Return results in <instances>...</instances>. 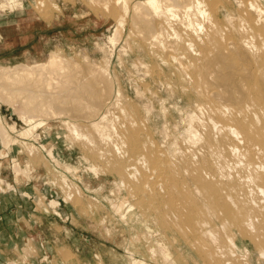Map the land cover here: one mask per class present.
<instances>
[{
    "label": "rangeland",
    "instance_id": "rangeland-1",
    "mask_svg": "<svg viewBox=\"0 0 264 264\" xmlns=\"http://www.w3.org/2000/svg\"><path fill=\"white\" fill-rule=\"evenodd\" d=\"M201 1L210 14L206 19L196 16L205 19L210 36L223 45L248 39L257 44L261 62L258 56L249 66L252 81L248 84L252 93L257 92L264 64V22L258 3L264 6V0ZM183 10L174 7L179 19ZM4 15L13 28V41L24 46L14 50L12 57L0 54V67L35 66L50 54L77 63L79 70L90 72L96 67L95 77L105 75L104 85L100 84L106 88L104 102L112 101L99 110L112 123L110 138H100L85 129L86 110L70 102V122L81 126L80 135L53 114L33 130L20 116V105L0 92V264H131L134 256L146 264H264V202L244 178L250 170L248 159L264 162V156L248 153L246 160L233 153L228 142L239 144L245 152L244 140L232 131L212 129L210 120L232 118L215 113V102L208 98L201 99L204 109H199L195 92L199 74L185 70L189 57H197L195 50L186 51V42L195 35L181 22L187 16L183 14L180 21L178 15L168 18L169 24L176 20L172 24L182 40L177 50L158 40L152 43L150 34L134 25L132 11L124 15L117 0H0V17ZM122 16L126 22L120 25ZM169 29L160 39L177 41ZM257 110L262 116L263 110L254 102L245 112L254 115ZM23 128L32 133L20 136ZM3 134H8L10 143ZM263 144L264 139V150ZM239 158L244 163H237ZM128 160L136 167L125 176ZM258 182L264 183V177ZM244 191L250 195L245 193L247 203ZM128 204H133V211H128ZM10 208L17 212L10 215ZM251 210L258 214L256 231L244 224ZM75 237L82 240L78 252L56 246L73 245ZM84 238L91 243H84ZM229 240L236 241L240 250L231 252ZM161 246L174 262L164 263Z\"/></svg>",
    "mask_w": 264,
    "mask_h": 264
},
{
    "label": "bare ground",
    "instance_id": "bare-ground-1",
    "mask_svg": "<svg viewBox=\"0 0 264 264\" xmlns=\"http://www.w3.org/2000/svg\"><path fill=\"white\" fill-rule=\"evenodd\" d=\"M117 1H119L122 4L124 15L127 14V12L129 13V9L132 11L133 15L131 18L133 19V16H134V20L132 21L134 22V25L137 24L136 26H139L137 28L141 32H145L143 34H146V33H147L146 35L150 34L149 36H151L152 41L155 40V43H156V40H158L160 41L159 43H164L166 47L167 46L172 47L177 50H178V46L180 44L179 42L181 39L178 40L179 39L178 29L176 28L174 24H172V23L176 24L175 22L176 20L175 18H173L175 21L172 23L170 22L169 24L167 23L169 21L168 18L170 16L172 18L173 16L176 17L178 15L177 16L178 18L177 17L176 18L180 21L181 19L184 18V16H187V19H183L181 20V22L186 24L187 27H191L193 29L192 33L194 32L193 34H195L197 38L194 37L195 35H192V37L195 38L193 41V39H191L192 37L189 39L184 37L185 39H188V42H186L188 47H187V50L186 48L185 50L187 52H188V49L195 50L194 56H196L195 53H197V57H193V58L189 57L191 59H189L190 61L188 60L189 63L185 65L186 69L185 68L184 69L185 70H187L188 68L193 69L194 71H197V73L199 74V77L195 83L196 84L195 92L197 96L199 97V102H198L199 109L200 110L204 109V106L202 104L203 102H201V99L208 98L209 100L211 101L213 100L215 102V106H214L215 113H217L220 116L226 114L232 118V121H228V119H226L225 117H223L221 120H217L214 117H211L210 120L212 122V125H211L212 129L216 128L218 132L220 133H224V131L226 132L232 131L233 135L235 134L238 136V140L240 141L244 140V142L247 145L245 152H241V148L239 144L232 143L231 141L228 142L227 146L232 150L233 153H238V152L239 154L241 153L242 155L241 158H244V159H246V156L248 155V153L254 156L257 155L258 157L264 156V150L262 147V141L264 139V64L262 65V69H261V73L259 75V81H258L260 85V89H258L257 92L254 91L252 93L249 90V85H248L252 81V73L250 74L249 66L251 65L252 61H254V59L259 56V53L257 51L258 49L257 44H255L254 42H251L248 39L246 42H236L230 45L228 44L223 45L222 41L220 39H216L217 37L215 35L212 34L210 36V34L207 33L208 30L205 29V23H204L206 19V15H209L210 13L206 11V8L203 6V3L201 0H191L187 3H182V4H181L182 1L185 2L187 0H139L138 2H135V3H132L131 0L130 1L129 0H117ZM178 5L184 8L183 10L184 16L182 14L183 18L182 16H180L181 19H179V11H174V7ZM258 10L260 11L261 17L263 18V22H264V6L260 3H258ZM191 12L193 13L194 16L197 15L198 17L200 16L205 17V19L203 18V20L201 21L200 20L201 18H198L196 16L198 19L196 18V20L195 19L193 20L191 17L192 16ZM161 16H164V18H166V20L164 19L163 23L161 21L158 22ZM123 17L124 16H122L119 20L120 25L123 23V21H125ZM157 17H158V21L157 20L155 21ZM173 19L171 20L173 21ZM164 23L165 25H163ZM120 27H123V26H120ZM166 28H170L169 30L173 32L175 39H177V41H170L171 39L172 40H175V39H173L174 37L173 38L171 37V34L169 32H168L170 34L169 36L171 37V39L169 40L170 41L169 43L160 39L162 34H164V32L166 31ZM209 28L213 30L215 28V24L212 23L209 26ZM204 30H206V32H204ZM197 40H199L200 44H198L199 42ZM152 43H154V41ZM177 50H174L173 52ZM176 55H179V54L176 53ZM180 56H182L183 58L184 55L182 54ZM261 57L262 55L259 56V59H258L259 62H261L260 61ZM183 59H180V62L181 60L183 61ZM188 61H186V63ZM70 62H68L65 58L59 56L58 54H52V55L50 54V56L47 58L46 61H41V63L35 64V66L31 65L27 67L24 65L22 66L16 65L15 68L14 67L10 68L9 66V68L7 69V67H4L6 68L4 70L2 69V67H0L2 69V70L0 69L1 71L0 72V92L4 95L3 97H5L8 101L13 103L15 106H17L18 104L20 105L19 107V111H20L19 114H21L20 116L23 118L26 125L32 128L33 130L46 124L47 115L53 114L52 116L59 115L61 119H64L66 121L65 122L66 124L68 122L69 123L68 125L69 126L71 125L74 131L78 135H80L81 126L77 124L76 122H73V123L70 122L71 116L68 113L71 111V107L68 108L70 102H74L78 104V107H79L78 109L86 110L87 112L85 113V119H84V124L86 125L85 129L93 130L100 138H110L111 136L110 127H111L112 120L108 117L107 114L100 112L99 110L103 108H108L109 105L112 104V101L110 99L109 100L111 101V104L110 102H107V101L104 102V97L106 98L105 96L106 88H102L103 87L102 85H101L102 87L100 86V84L101 83L103 84L104 82L105 75H104V78L95 77L96 76L95 72L92 70L94 69L96 70V67L91 68L92 70L88 72V71H85L86 68L84 69L82 68L83 70L81 69L79 70L78 69L79 67L78 66H77L78 68L76 67L77 63L71 64ZM84 66L86 67L88 65L84 64ZM106 78H107V75H106ZM108 78H107V81H109ZM111 78L112 77L110 76V79ZM112 79L114 80V78ZM112 79L110 82H112ZM115 97L116 98L119 97L118 92H116ZM250 99H253V102H251ZM254 102H257L260 108L263 110L262 116L259 114L261 112H259L258 110L255 111L254 115H251L245 112L247 109L250 108V104ZM226 103H230L234 105H228ZM179 112H181V110ZM11 127L13 130L14 129L13 126ZM3 129L4 128H2V130ZM187 129H189V131L191 132L193 130L190 127ZM26 132L32 133V131L29 128H23L20 130L19 135L21 136L24 134L23 136H26L25 135ZM184 132L188 133V131H184ZM5 135H8V134H3L4 137ZM187 136H186V139H187ZM6 137L4 138L5 142L10 143L11 141H9L10 139L9 136H6ZM27 137L29 136L27 135ZM6 139H8V141H6ZM232 139L233 137H231V140ZM220 141H223V140H220ZM141 155L142 153L138 154L139 157ZM222 157L230 158V156H225V155H223ZM241 158H239V160L236 162L238 163L240 161L241 164L244 163L243 159ZM231 160L232 162L234 161L233 158H231ZM129 163H131V161L128 160V164H126L124 172L122 171L124 175L125 174L128 175L126 171L132 172V170L136 167L133 164V162H132L133 165ZM241 164L239 163L237 165H241ZM247 167L248 169H250L249 173H246V174L244 173L245 177L244 176L243 177L246 179V181L252 182V184L255 186L254 188H256L259 191V193H261L260 195H262V197L260 199L263 204L264 202V183H259L258 180H262L264 177V162L260 160L248 159ZM123 173L120 174L121 177ZM206 174L209 175L210 172L207 171ZM210 175L212 177H215V174H210ZM200 176L202 177L203 175L200 174ZM244 178L242 179L243 181H244ZM220 179L222 178L220 177ZM252 190H249V191H252ZM253 192L254 191H252V193ZM245 193L246 192L244 191L243 194L246 200V194L249 195V192H247L246 194ZM250 200H249L250 202H253L252 198H250ZM254 201H255V198H254ZM258 201L256 200V202ZM246 203H247V200H246ZM253 204L254 202L251 205L253 206ZM116 206H117L116 209L118 211H121L120 206L118 204ZM253 207L256 208L257 205L256 206L254 205ZM133 209H134L133 204H128V211H133ZM253 215L254 214L251 210L248 216L244 219V224L247 225V228L250 229L251 231L254 229L257 230L256 224H255L256 220L254 219V217L257 216L258 214H255L254 216ZM228 243H229L228 245L230 246L229 250H231V252L233 251L234 253L235 251L234 249L240 250L239 245L236 241L229 240ZM151 248H152L151 254L154 255V253H156L155 248L154 247H151ZM160 251L163 253V257L165 259L163 260L165 261L164 263H166V260H168V262L169 260L174 262V260H172L171 258V255L167 252L166 248L161 246ZM128 252L130 253V255L131 254L133 255L131 251H128ZM132 255L131 257H133ZM262 255H264V251H261V256ZM131 262H132L131 264H146L144 259L138 258L137 256H134Z\"/></svg>",
    "mask_w": 264,
    "mask_h": 264
},
{
    "label": "crops",
    "instance_id": "crops-1",
    "mask_svg": "<svg viewBox=\"0 0 264 264\" xmlns=\"http://www.w3.org/2000/svg\"><path fill=\"white\" fill-rule=\"evenodd\" d=\"M7 17L6 15H4L3 17H0V44L2 43L1 46H3L4 49H2V51H0V54L4 55V56H8V57H12L13 55V51L16 50L18 47L22 48L24 45L23 43H20V42H17L16 41H13L12 39V30L13 28L11 26H8L10 23L7 21ZM11 25V24H10ZM22 53L25 54V52L22 51ZM63 208H60V210H62ZM9 210V213H11L10 215H14L15 213L14 212H17V209H14V208H10L8 209ZM64 212V211H63ZM36 226H40V224H36ZM64 227V226H62ZM67 227H69L70 229H72V231H75L76 229L68 224ZM71 238V236H70ZM75 243H73V245L71 244H57L56 246L57 247H67V248H71L72 251H73V248H75L74 250L76 252L79 251V245L78 244H81L82 240H79L77 239L76 237L73 238V240ZM63 242V241H62ZM91 243L90 240H86V238H84V243ZM75 251H73L75 253ZM62 263H64L62 261ZM92 263V262H90Z\"/></svg>",
    "mask_w": 264,
    "mask_h": 264
}]
</instances>
